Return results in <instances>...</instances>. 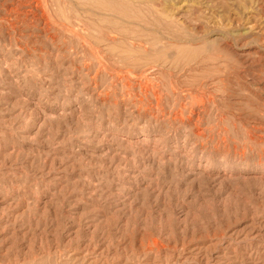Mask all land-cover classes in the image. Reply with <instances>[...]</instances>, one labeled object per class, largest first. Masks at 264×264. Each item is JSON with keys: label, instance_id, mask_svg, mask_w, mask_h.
Segmentation results:
<instances>
[{"label": "rangeland", "instance_id": "1", "mask_svg": "<svg viewBox=\"0 0 264 264\" xmlns=\"http://www.w3.org/2000/svg\"><path fill=\"white\" fill-rule=\"evenodd\" d=\"M83 1L0 0V264H264V0Z\"/></svg>", "mask_w": 264, "mask_h": 264}, {"label": "bare ground", "instance_id": "2", "mask_svg": "<svg viewBox=\"0 0 264 264\" xmlns=\"http://www.w3.org/2000/svg\"><path fill=\"white\" fill-rule=\"evenodd\" d=\"M83 1V0H82ZM97 1V0H96ZM105 1V0H104ZM84 2V1H83ZM111 3V2H110ZM84 4V3H83ZM109 4V3H108ZM112 5H113V3H111ZM110 4V5H111ZM43 5V4H42ZM94 5V4H93ZM107 5V4H106ZM87 6V5H86ZM89 6V5H88ZM118 6H120L119 5V3H118ZM82 7V6H81ZM92 7V6H91ZM105 7V6H104ZM121 7V6H120ZM121 9H124V8H121ZM96 10L97 11H99L97 8H96ZM112 10V9H111ZM91 12H92V10H90ZM103 11V10H102ZM115 11V10H114ZM117 12H118V9L116 10ZM120 11V10H119ZM124 11V10H123ZM91 12H89V13H91ZM106 12V11H105ZM95 13H96V11H95ZM95 13H93V14H95ZM100 13H102V12H100ZM99 13V14H100ZM107 13V12H106ZM110 13V12H109ZM121 13H122V11H121ZM127 14V13H126ZM95 15H97L98 16V14L96 13ZM102 15H103V13H102ZM121 15V14H120ZM94 16V15H93ZM99 16H101V15H99ZM106 16V15H105ZM110 16V15H109ZM114 16H115V14H114ZM117 16H119V15H117ZM116 17V16H115ZM114 17V18H115ZM97 18H99V17H97ZM101 18V17H100ZM112 18V17H111ZM102 19H103V17H102ZM116 19V18H115ZM1 21V20H0ZM111 21V20H110ZM113 21V20H112ZM122 22V21H121ZM108 24V23H107ZM116 24V23H115ZM108 25H110V24H108ZM114 25V24H113ZM117 26V25H116ZM111 27V26H110ZM115 27V26H114ZM49 37V36H48ZM53 41V40H52ZM32 42V41H31ZM93 76V75H92Z\"/></svg>", "mask_w": 264, "mask_h": 264}]
</instances>
